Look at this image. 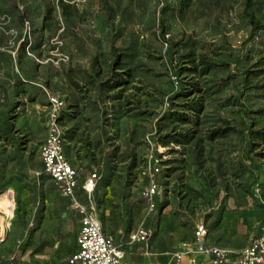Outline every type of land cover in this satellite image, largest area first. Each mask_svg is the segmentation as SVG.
Listing matches in <instances>:
<instances>
[{
    "label": "rangeland",
    "instance_id": "rangeland-1",
    "mask_svg": "<svg viewBox=\"0 0 264 264\" xmlns=\"http://www.w3.org/2000/svg\"><path fill=\"white\" fill-rule=\"evenodd\" d=\"M175 1L0 0V196L7 192L12 207L10 214L0 210V264H54L74 251L81 215L40 158L48 92L66 104L61 125L65 154L78 172L76 198L94 206L126 258L141 264L144 251L171 248L201 221L213 240L236 249L258 233L264 29L252 31L245 0H193L184 13L171 9ZM252 2L248 12L263 24L264 0ZM163 32L177 44L172 56L165 55ZM115 52L123 54L117 72L125 82L102 91ZM202 58L218 64L204 76ZM194 66L197 72L180 69ZM193 83L200 92L177 96ZM192 99L202 103L197 124L160 120ZM218 126L235 130L209 140ZM174 128L194 130L195 139L159 143ZM150 154L162 160L161 205L153 213L140 197ZM92 173L98 179L90 203L82 185ZM141 223L150 239L129 244Z\"/></svg>",
    "mask_w": 264,
    "mask_h": 264
},
{
    "label": "built area",
    "instance_id": "built-area-1",
    "mask_svg": "<svg viewBox=\"0 0 264 264\" xmlns=\"http://www.w3.org/2000/svg\"><path fill=\"white\" fill-rule=\"evenodd\" d=\"M49 106L46 112V130L40 145V158L43 171L55 183L58 193L69 198L81 215L80 227L76 237V250L68 259L69 264H127L124 261V252L120 249L113 236L103 231L95 208L79 203L76 198V189L79 185L78 172L65 154V139L63 138L62 125L59 116L65 107V101L54 93L48 92ZM162 171V160L159 156L150 154L147 166V180L140 188V196L145 203L148 213L157 210L162 189L159 176ZM97 174H90L82 185L91 203ZM208 233L204 222L196 225L194 230V245L189 244L174 252L172 261L180 263L184 256H190L192 264H196L199 256H208V264H264V221L259 232L240 250L234 251L215 244H207L205 237ZM151 233L149 229L140 224L132 233L131 239L147 242ZM3 238L0 237V241Z\"/></svg>",
    "mask_w": 264,
    "mask_h": 264
},
{
    "label": "trees",
    "instance_id": "trees-1",
    "mask_svg": "<svg viewBox=\"0 0 264 264\" xmlns=\"http://www.w3.org/2000/svg\"><path fill=\"white\" fill-rule=\"evenodd\" d=\"M192 3H193V0H176L174 2L173 6L171 7V9L172 10L178 9L179 12L184 13L185 11L190 9ZM252 3H253L252 0H245V7L247 9L246 14L248 15L249 20H250V24L252 25V31L264 29V23L261 24L259 22V20L256 19V17L254 16V14L252 12H248V8L252 5ZM41 31H42V29H39L37 34L39 35L41 33ZM161 38L167 44L165 55L166 56H172L173 48L177 44L169 42V40H167L165 38L164 32L162 33ZM122 58H123V54L115 52L114 61H113V65H112L114 72L110 78H108L107 80H105L99 84V87L102 91L113 90L125 82V78H124L125 74H123L124 72H117V70L120 69V67L122 65V61H121ZM169 59H172V58H169ZM199 65L201 66V69L199 71L197 70V68L195 66L192 68H180V69H182V70L187 69V70L194 71V72L198 71L199 75L204 76V75L208 74L213 68L218 66V64L211 62L209 60H206L204 58L200 59ZM182 70H180V71H182ZM191 91L192 92H200L201 90H200L197 83H193L191 85L190 89L185 88V90H181L179 92V94H177V96L186 98L190 95ZM47 102H48V98H47ZM176 105L180 106V108L179 109H175L173 107L168 108L164 112V114L160 117V120L161 121H170L171 123H178V124L192 123V122L196 121L193 124H197L198 115L200 114V112L203 109L200 99L185 100V102L180 103V104H176ZM48 106H49V102H48L47 107ZM64 109H65V107L63 108L62 112L64 111ZM62 112L59 116V123L60 124H61V119H62ZM11 128H12V126L9 124L8 131H11ZM158 128L160 129L161 126H159ZM234 130H235V128H233V127L218 126V127L211 129L208 132L207 138L209 140H214L216 138L224 137L229 132L234 131ZM63 138H64V132H63ZM193 139H195L194 130H191L188 128L186 130L176 131V129L174 128V129L170 130L169 132H166L165 134L161 135V137L159 138V143L163 144L164 146L168 145L169 143H174L176 145H180V144H188ZM198 141L199 140H197V142ZM197 142H195V143H197ZM200 154H202V148L200 149ZM161 174H162V171H161ZM161 174H160V176H161ZM46 175L50 178V176L48 174H46ZM50 180H51V178H50ZM146 180H147V177H146ZM146 180H145V182H146ZM253 183H257V180L255 179ZM54 185H55V183H54ZM55 187H56V185H55ZM95 189H96V186H95ZM95 189H94V191H95ZM249 193L251 195H254L253 190L252 191L250 190ZM160 205H161V200L158 201L157 210L159 209ZM206 226H207V224H206ZM207 229H208V227H207Z\"/></svg>",
    "mask_w": 264,
    "mask_h": 264
},
{
    "label": "crops",
    "instance_id": "crops-1",
    "mask_svg": "<svg viewBox=\"0 0 264 264\" xmlns=\"http://www.w3.org/2000/svg\"><path fill=\"white\" fill-rule=\"evenodd\" d=\"M201 222H203V221H201ZM198 223H200V222H198ZM196 225L194 227V230L196 228ZM79 227H80V220H79V223H78V228H77L76 236L74 237V239L71 238V240H70V242H73L74 243V251L76 250V247H77V245H76V237L78 235ZM194 230L193 231H190L189 230V235L187 236L186 239H183L181 241H179L178 239H176L173 242L171 248H169V249L168 248L167 249H163L159 254H157V253H151L148 250L144 251L143 252L144 260L142 261L141 264H177L174 261H172V255H173L174 252L180 250L183 247L184 244H189V247L190 248L194 245V240H195V238H194ZM103 231H104V229H103ZM105 233L106 234H109L107 232H105ZM109 235L113 236L112 234H109ZM114 240H115V238H114ZM128 242H129V244H132V243H140V244H143L144 243V242H141V241L132 240L131 239V233L128 236ZM205 242L207 244H215V245H218V246H221V247H225V248H228V249L234 250V251L240 250V249H236L234 246H229V245L225 244L222 240H213L211 238V236L209 235V231H208V233H207V235L205 237ZM115 243H116V240H115ZM117 246L119 247V245H117ZM74 251H72L67 257L66 256L65 257L62 256L64 258L61 261L58 258H54L53 263L56 264V262H61V264H69L68 263V259H69V257L71 256V254ZM12 258H14V256ZM33 259H35V260L43 259V256H36ZM209 260H210V258L208 256H199L198 257V261H197L196 264H208L209 263ZM124 261L127 264H136L135 261H131L130 259L126 258L125 254H124ZM41 263H42V260H41ZM22 264H26V263L22 262ZM178 264H192V262L190 260V256H184L182 258L181 262L178 263Z\"/></svg>",
    "mask_w": 264,
    "mask_h": 264
},
{
    "label": "bare ground",
    "instance_id": "bare-ground-1",
    "mask_svg": "<svg viewBox=\"0 0 264 264\" xmlns=\"http://www.w3.org/2000/svg\"><path fill=\"white\" fill-rule=\"evenodd\" d=\"M1 198H2L3 200H2ZM9 202H11V198H10L9 194H8L7 192L4 193V194H2V195L0 196V210H1V209H2V210H5L6 213L10 214L11 211H12V207H11V203H9ZM3 205H4V206L6 205V208H5V209H4ZM2 233H3V232L0 233V237L3 238V234H2ZM2 240H4V238H3Z\"/></svg>",
    "mask_w": 264,
    "mask_h": 264
}]
</instances>
